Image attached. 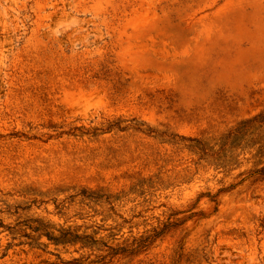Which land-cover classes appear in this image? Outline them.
I'll list each match as a JSON object with an SVG mask.
<instances>
[{
    "label": "rangeland",
    "instance_id": "rangeland-1",
    "mask_svg": "<svg viewBox=\"0 0 264 264\" xmlns=\"http://www.w3.org/2000/svg\"><path fill=\"white\" fill-rule=\"evenodd\" d=\"M0 264H264V0H0Z\"/></svg>",
    "mask_w": 264,
    "mask_h": 264
}]
</instances>
